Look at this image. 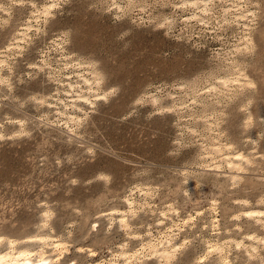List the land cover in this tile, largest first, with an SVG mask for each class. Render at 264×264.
I'll return each instance as SVG.
<instances>
[{"label":"rangeland","instance_id":"374dc122","mask_svg":"<svg viewBox=\"0 0 264 264\" xmlns=\"http://www.w3.org/2000/svg\"><path fill=\"white\" fill-rule=\"evenodd\" d=\"M35 233L264 264V0H0V245Z\"/></svg>","mask_w":264,"mask_h":264},{"label":"bare ground","instance_id":"6f19581e","mask_svg":"<svg viewBox=\"0 0 264 264\" xmlns=\"http://www.w3.org/2000/svg\"><path fill=\"white\" fill-rule=\"evenodd\" d=\"M93 79L95 81H97L98 80V76L93 74ZM89 86H91V85H89ZM217 148H219V147H217ZM258 214H259V211H258ZM123 218H124V216H123ZM123 222H124V220H123ZM168 232H169V230H168ZM167 234H169V233H167ZM34 235H37L39 237V241L36 244H34V243H32V244H30V243L27 244L26 243L25 244L24 242H23V244H21L22 241H21V243H19L16 240V238H14V237H9L7 239V242L5 240L6 244L0 245V264H54V263H52V261L57 259V255L58 254L62 253V251L64 249L63 247L65 246L64 242L61 241L60 238H54V237L53 238H49V237H52V236H49L48 234L35 233ZM5 238H6V236H5ZM150 238H152V237H150ZM160 238H161V236H160ZM35 239H37V238H35ZM169 239H170L169 236H167L165 240L169 241ZM259 239H260V237L257 236V241ZM0 240H1V236H0ZM162 240H164V239H162ZM162 240L159 239V240L156 241V240H152V239L149 240L148 239V241L146 242L148 249L147 248L146 249L149 250V251L150 250H153V251L157 250V248H159L158 243L162 242ZM50 243H52L51 247H49ZM145 246H146V244H145ZM254 246H257V243H255ZM142 247H144V246H142ZM164 247H165V245H164ZM164 247H161V248H164ZM141 249L142 248H140V250ZM140 250H139V252L142 251V250L141 251ZM174 250H176V246L173 247L172 251H174ZM172 251L164 250L163 252L162 251L161 252H162L163 256L167 259V258H169L170 255H172L171 254ZM122 253H123V251H122ZM125 253H124V255H126ZM134 254L135 253L132 252V253H129V255L125 256V258H126L125 259L126 260L125 264H131L130 263L132 261L131 257ZM136 256H137V253H136ZM59 257H60V255H59Z\"/></svg>","mask_w":264,"mask_h":264}]
</instances>
